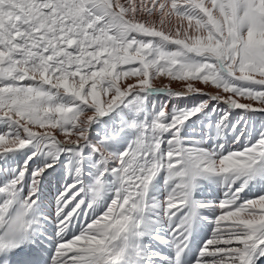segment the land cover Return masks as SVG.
<instances>
[{
    "label": "snow or ice",
    "instance_id": "snow-or-ice-1",
    "mask_svg": "<svg viewBox=\"0 0 264 264\" xmlns=\"http://www.w3.org/2000/svg\"><path fill=\"white\" fill-rule=\"evenodd\" d=\"M0 264H264V0H0Z\"/></svg>",
    "mask_w": 264,
    "mask_h": 264
}]
</instances>
